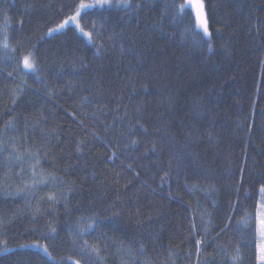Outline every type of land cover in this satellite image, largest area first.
Masks as SVG:
<instances>
[{"label":"trees","instance_id":"obj_1","mask_svg":"<svg viewBox=\"0 0 264 264\" xmlns=\"http://www.w3.org/2000/svg\"><path fill=\"white\" fill-rule=\"evenodd\" d=\"M81 2L0 0V264H256L264 0Z\"/></svg>","mask_w":264,"mask_h":264},{"label":"snow or ice","instance_id":"obj_2","mask_svg":"<svg viewBox=\"0 0 264 264\" xmlns=\"http://www.w3.org/2000/svg\"><path fill=\"white\" fill-rule=\"evenodd\" d=\"M96 6H99V7H105V6L113 7V6H115L117 8L122 9V10H130L132 7V3H131V0H95L94 4H89V3H84L82 0V2L78 5L75 14L73 16L69 17L68 19L64 20L63 23L59 24L56 29H51L49 34H51V32L64 29L65 26L68 25L69 23L77 21V18L81 16L82 10L93 8ZM137 7L139 8V5H137ZM189 7L195 10L196 19H197V27L202 30L204 37L209 38L207 40H201V41L197 42V46L199 44H202V43H207L208 51L209 52L213 51L211 40H210L211 32L209 30L208 19H207L206 12L204 10V4L202 3V0H184V2L177 4L176 5V12L171 17V19L173 20V22H175L177 17L181 13H183L186 8H189ZM76 28L80 30V33L82 36L88 38L89 43L92 42L91 32L84 31L81 28L79 23H76ZM93 28H95V24H93ZM7 39H8V37H5V41H7ZM3 47L5 49H7L8 44L5 42ZM97 54H99V50H97ZM22 64H23L24 70L29 71V72H35L36 71L37 60L31 51H29L26 55L23 56ZM81 65L86 66L83 61H81ZM9 75H11V73H9ZM37 79H39V77H37ZM83 99L86 101V100H88V97H84ZM137 110L139 111L140 109L138 108ZM137 124H139V121H137ZM140 127H141L142 131H145V132L147 131L146 129L143 128L142 125H140ZM129 132L133 133V129L130 128ZM137 144H138V141L136 139H131L129 146H135ZM78 150H79V147H78ZM14 151H15V149H14ZM151 151L153 153H155V151H156L155 145L153 146ZM33 155L35 156L36 154L34 153ZM17 158L19 159V157H17ZM169 163H171V161H169ZM36 164L37 165L39 164L38 159L36 160ZM33 167H35V165ZM33 174L35 175V173H33ZM165 175H167V173ZM258 193H259V196L261 199L258 201V203L256 205L257 213H256V217H255V221H256L255 230H256L257 237L260 241V243L257 245V257H258L257 264H264V183L260 184V187L258 189ZM67 199H68L67 196H63V200L65 202H67ZM48 200L53 201V202H58L57 198L54 195H49ZM37 211H39V209H37ZM89 219L92 220V223L88 224L87 229H86L87 231L93 230L94 224H95L94 219H92V218H89ZM245 223H247V221H245ZM227 226L228 225H226L225 227H227ZM50 230L53 233L56 231V229L54 227H52ZM83 235H84L83 231L78 232V234H77L78 238L83 237ZM201 244H202L201 240L196 241L198 251L201 250L200 249ZM21 247H24V246L22 245ZM33 247H38L39 249L42 250L44 255H46L49 259L52 258L51 252L49 251V248L47 246L36 244V245H33ZM5 251H8V249H5ZM81 251H84V249L82 248ZM92 251L98 252V250L95 248V246L92 247ZM237 259L238 258H233V264H237ZM77 264H78V262H77Z\"/></svg>","mask_w":264,"mask_h":264},{"label":"rangeland","instance_id":"obj_3","mask_svg":"<svg viewBox=\"0 0 264 264\" xmlns=\"http://www.w3.org/2000/svg\"><path fill=\"white\" fill-rule=\"evenodd\" d=\"M183 2H184V0H183ZM84 3H89V4H94L95 3V0H89L88 2H84ZM189 9H190V11L192 12V15H193V17H194V25H195V28H196V30H198L202 35H203V32H202V30L201 29H199L198 27H197V19H196V13H195V10L194 9H192V8H190L189 7ZM85 10V9H84ZM83 11V10H82ZM75 13H73L72 15H70L69 17H71V16H73ZM69 17H67V18H65L64 20H66V19H68ZM63 20V21H64ZM63 21H61L59 24H61V23H63ZM76 23H78V18H77V21H75V22H71V23H69L68 25H73V26H76ZM58 24V25H59ZM58 25H56L55 27H53L52 29H56L57 27H58ZM68 25H66V26H68ZM65 26V27H66ZM51 30V29H50ZM50 30L48 31V34L50 33ZM62 30V29H61ZM61 30H59V31H61ZM79 30V29H78ZM59 31H54V32H51V34H53V33H56V32H59ZM80 31V30H79ZM204 38H206V39H208L207 37H204ZM22 67H23V64H22ZM261 198H260V196H259V200H260ZM258 200V201H259ZM256 213H257V209H256ZM256 213H255V217H256ZM257 235V234H256ZM257 239H258V237H257ZM260 243V241H259V239H258V243H257V245ZM257 262H258V257H257V246H256V264H257ZM76 264H77V262H76Z\"/></svg>","mask_w":264,"mask_h":264}]
</instances>
